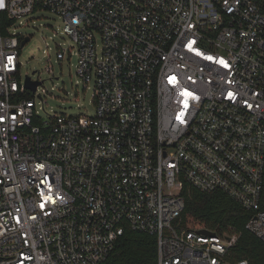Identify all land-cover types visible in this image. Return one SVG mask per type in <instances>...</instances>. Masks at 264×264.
<instances>
[{
  "label": "built area",
  "instance_id": "obj_1",
  "mask_svg": "<svg viewBox=\"0 0 264 264\" xmlns=\"http://www.w3.org/2000/svg\"><path fill=\"white\" fill-rule=\"evenodd\" d=\"M36 10L63 23L56 61L76 57L93 115L36 108L15 28ZM191 187L264 241V0H0V264H103L126 229L157 264H249L235 233L181 225Z\"/></svg>",
  "mask_w": 264,
  "mask_h": 264
},
{
  "label": "rangeland",
  "instance_id": "obj_2",
  "mask_svg": "<svg viewBox=\"0 0 264 264\" xmlns=\"http://www.w3.org/2000/svg\"><path fill=\"white\" fill-rule=\"evenodd\" d=\"M15 28L30 38L20 48V74L29 75L33 80L43 79L37 91L42 93L45 88L48 93H42L43 100L36 99V108L40 114H60L66 117L93 115L95 107L92 102L91 85L83 88L82 82L75 73L76 57L61 62L56 61L57 45L68 50H74V44L62 33V22L53 12L36 10L33 13L16 20ZM51 65V71H46ZM43 106V108L41 107ZM196 225V222H189Z\"/></svg>",
  "mask_w": 264,
  "mask_h": 264
},
{
  "label": "trees",
  "instance_id": "obj_3",
  "mask_svg": "<svg viewBox=\"0 0 264 264\" xmlns=\"http://www.w3.org/2000/svg\"><path fill=\"white\" fill-rule=\"evenodd\" d=\"M184 206L180 214L181 225L192 227L194 225H189V222L193 221L217 234L235 233L237 240L230 248L233 259H246L249 264H264V241L245 228L249 212L227 193L220 190L203 192L191 187ZM157 260L155 236L126 229L115 240L103 264H157Z\"/></svg>",
  "mask_w": 264,
  "mask_h": 264
},
{
  "label": "water",
  "instance_id": "obj_4",
  "mask_svg": "<svg viewBox=\"0 0 264 264\" xmlns=\"http://www.w3.org/2000/svg\"><path fill=\"white\" fill-rule=\"evenodd\" d=\"M26 40H27V37L22 40L21 44L23 45L26 42ZM38 83H39L38 81H31L29 76L26 77V86H27V88L34 90ZM201 232L204 233V234H207V235H212L213 234L212 232H209L206 229H201Z\"/></svg>",
  "mask_w": 264,
  "mask_h": 264
}]
</instances>
